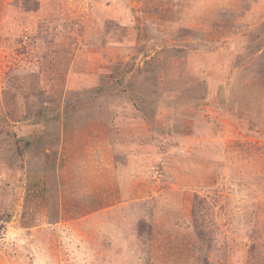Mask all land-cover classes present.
Instances as JSON below:
<instances>
[{"label": "rangeland", "instance_id": "1", "mask_svg": "<svg viewBox=\"0 0 264 264\" xmlns=\"http://www.w3.org/2000/svg\"><path fill=\"white\" fill-rule=\"evenodd\" d=\"M0 264H264V0H0Z\"/></svg>", "mask_w": 264, "mask_h": 264}, {"label": "trees", "instance_id": "2", "mask_svg": "<svg viewBox=\"0 0 264 264\" xmlns=\"http://www.w3.org/2000/svg\"><path fill=\"white\" fill-rule=\"evenodd\" d=\"M4 221H6V219Z\"/></svg>", "mask_w": 264, "mask_h": 264}]
</instances>
